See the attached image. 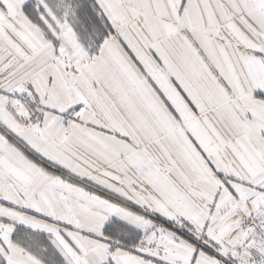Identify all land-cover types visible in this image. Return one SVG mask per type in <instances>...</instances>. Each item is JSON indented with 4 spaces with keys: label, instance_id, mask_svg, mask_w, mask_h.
I'll use <instances>...</instances> for the list:
<instances>
[{
    "label": "snow or ice",
    "instance_id": "1",
    "mask_svg": "<svg viewBox=\"0 0 264 264\" xmlns=\"http://www.w3.org/2000/svg\"><path fill=\"white\" fill-rule=\"evenodd\" d=\"M0 264H264V0H0Z\"/></svg>",
    "mask_w": 264,
    "mask_h": 264
}]
</instances>
